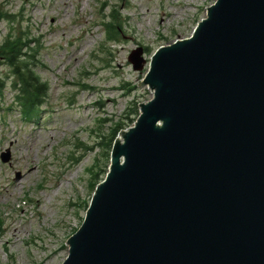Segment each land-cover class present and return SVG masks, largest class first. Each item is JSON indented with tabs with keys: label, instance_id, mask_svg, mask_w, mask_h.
Listing matches in <instances>:
<instances>
[{
	"label": "water",
	"instance_id": "obj_1",
	"mask_svg": "<svg viewBox=\"0 0 264 264\" xmlns=\"http://www.w3.org/2000/svg\"><path fill=\"white\" fill-rule=\"evenodd\" d=\"M214 1L150 56L61 264H264V0Z\"/></svg>",
	"mask_w": 264,
	"mask_h": 264
},
{
	"label": "rangeland",
	"instance_id": "obj_2",
	"mask_svg": "<svg viewBox=\"0 0 264 264\" xmlns=\"http://www.w3.org/2000/svg\"><path fill=\"white\" fill-rule=\"evenodd\" d=\"M214 2L0 0V43L23 35L39 43L35 73L49 89L36 116L25 119L15 103L11 69L0 65L6 81L0 155L9 150L8 162L0 160V264L65 260L67 239L91 199L93 175L98 171L95 180L102 179L109 163L111 127L125 121L134 103L152 98L140 84L151 54L189 38ZM110 13L119 34L114 40L107 39ZM137 47L145 60L140 71L127 60Z\"/></svg>",
	"mask_w": 264,
	"mask_h": 264
},
{
	"label": "trees",
	"instance_id": "obj_3",
	"mask_svg": "<svg viewBox=\"0 0 264 264\" xmlns=\"http://www.w3.org/2000/svg\"><path fill=\"white\" fill-rule=\"evenodd\" d=\"M112 13L108 15L110 21L107 25V39H113L117 37L118 28L114 24L115 17L112 19ZM5 19H8L9 16L7 14L2 15ZM8 16V17H7ZM1 18V17H0ZM39 52V43L35 40L28 38L27 35L23 36H14L8 37L0 43V65H6L8 68L11 69V75L14 79L11 84V88L13 91L16 92L15 94V103H18L21 114L25 119H30L31 117L36 116V112L39 110L41 105L45 102V97L48 92L47 83L42 81L36 73L35 69L38 64L37 58ZM2 60V61H1ZM6 81L2 80L0 77V95L3 93V89L5 88ZM125 121H121L115 123L110 130V135L106 140L107 149L105 151V157L110 159L109 153L112 148V142L114 141L115 137L119 134L121 130L131 126L134 123V119L139 114L138 104L134 103V106L130 108ZM109 164V163H108ZM107 164V166H108ZM104 170L101 175H105L107 172ZM92 169L89 170V172ZM102 169L99 168V171ZM98 172V171H97ZM94 173L91 187L92 191L97 183H99L102 179L96 181L98 173ZM103 178V177H102ZM88 206V202L86 203ZM86 206V208H87ZM4 221L0 219V237L3 235L2 226ZM77 230V229H76ZM74 230V232L76 231Z\"/></svg>",
	"mask_w": 264,
	"mask_h": 264
},
{
	"label": "bare ground",
	"instance_id": "obj_4",
	"mask_svg": "<svg viewBox=\"0 0 264 264\" xmlns=\"http://www.w3.org/2000/svg\"><path fill=\"white\" fill-rule=\"evenodd\" d=\"M164 21V20H163Z\"/></svg>",
	"mask_w": 264,
	"mask_h": 264
}]
</instances>
